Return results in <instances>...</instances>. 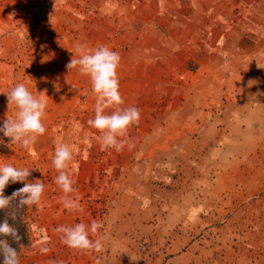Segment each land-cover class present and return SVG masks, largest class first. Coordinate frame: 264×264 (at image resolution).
<instances>
[{
  "label": "rangeland",
  "instance_id": "obj_1",
  "mask_svg": "<svg viewBox=\"0 0 264 264\" xmlns=\"http://www.w3.org/2000/svg\"><path fill=\"white\" fill-rule=\"evenodd\" d=\"M99 46L141 114L120 151L101 150L90 77L66 67ZM18 83L47 99L34 155L0 132V164L45 185L19 264H264V0H0V126ZM59 143L77 150L79 210L55 183ZM93 220L101 252L54 230Z\"/></svg>",
  "mask_w": 264,
  "mask_h": 264
},
{
  "label": "clouds",
  "instance_id": "obj_2",
  "mask_svg": "<svg viewBox=\"0 0 264 264\" xmlns=\"http://www.w3.org/2000/svg\"><path fill=\"white\" fill-rule=\"evenodd\" d=\"M120 55L117 51L106 46H99L94 50L85 51L79 59L73 58L66 66L69 70L79 66V72L90 77L92 91L96 96L95 115L88 120V124L101 133L99 142L101 150L114 148L122 150L128 130L140 122V110L136 107H121L125 101L120 93L118 68ZM9 104L15 105L17 111L15 118H7L0 126V132L10 138L12 144H21L28 148L34 155L31 146L34 145L39 136L47 129L43 124L46 115L47 99L45 95L35 96L28 90L24 83L16 84L12 90L5 93ZM114 109L110 113L105 110ZM76 149L66 143H59L55 148L52 160L53 166L58 172L55 183L62 193L63 203L69 210H79L78 199L71 196L76 192L73 179L74 171L78 169L75 162ZM31 175L30 168H17L11 164H0V210L11 208L9 217L15 221L20 210L25 206H39L45 191L42 181L28 182ZM23 183V187L17 189L11 196H5L4 190L9 183ZM18 199V204L13 206V201ZM104 227L102 221L93 220L90 228L83 223L75 226H58L54 230L62 233V243L71 249L87 252H101L103 250L102 238L90 239V233L96 234ZM0 236L11 237L19 242L22 237L14 225H10L8 218L0 222ZM50 251L47 248L42 252ZM0 256L3 264H19V252L10 246L6 239H0Z\"/></svg>",
  "mask_w": 264,
  "mask_h": 264
},
{
  "label": "trees",
  "instance_id": "obj_3",
  "mask_svg": "<svg viewBox=\"0 0 264 264\" xmlns=\"http://www.w3.org/2000/svg\"><path fill=\"white\" fill-rule=\"evenodd\" d=\"M16 191L13 186L8 185L6 186L4 190V195L5 196H11L12 193ZM18 199L16 201H13V206L18 204ZM11 208L6 209V210H0V222H3L5 218H8V222L10 225H14L18 229L19 235L22 237V239L19 242L14 241L10 236L9 237H4L0 236V239H6L10 246L13 248H16L17 251L19 252L20 248L25 245L28 241L29 238V231H28V207L25 206L23 210H20L17 216V219L13 221L9 217V213L11 212ZM0 264H3V257L0 256Z\"/></svg>",
  "mask_w": 264,
  "mask_h": 264
}]
</instances>
